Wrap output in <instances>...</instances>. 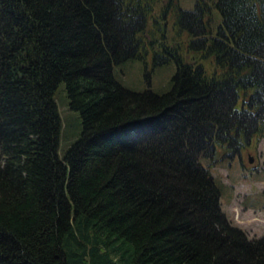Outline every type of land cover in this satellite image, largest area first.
<instances>
[{"label":"trees","instance_id":"16d2710c","mask_svg":"<svg viewBox=\"0 0 264 264\" xmlns=\"http://www.w3.org/2000/svg\"><path fill=\"white\" fill-rule=\"evenodd\" d=\"M174 2L0 0V264H264L211 174L264 137V0H218L216 32L200 0L161 47ZM131 60L174 62L172 90L120 85ZM62 83L82 120L63 158Z\"/></svg>","mask_w":264,"mask_h":264},{"label":"rangeland","instance_id":"374dc122","mask_svg":"<svg viewBox=\"0 0 264 264\" xmlns=\"http://www.w3.org/2000/svg\"><path fill=\"white\" fill-rule=\"evenodd\" d=\"M199 0H180V4L185 10H194ZM212 5V27L216 32L222 24V16L216 8L218 0H204ZM176 34L171 30L168 37L171 38ZM178 72L177 65L172 62L167 65L157 67L149 79L146 73L145 65L138 60H131L122 65L114 67V76L117 82L126 89L135 93H144L153 91L156 94L163 95L169 93L174 84V78ZM55 100L58 105L59 114L62 121L59 155L63 158L72 145L80 139L82 135V120L78 112L73 111L69 105L65 84H61L56 93ZM138 137L140 135H137ZM137 137V138H138ZM248 149V150H247ZM243 151L242 155L252 157L259 160L258 167H261V161L264 162V139L261 141L254 140ZM248 160V158H247ZM256 162V160H254ZM204 165L208 164V160L202 161ZM215 183L221 192V207L222 210L229 215L231 211L235 216L239 212L240 220L245 222L240 225L249 234V237L261 238L264 236V190L260 187V182L264 180V167L259 172L254 171L247 173L242 168L239 159L232 161H223L216 169L213 170ZM250 187L249 192L244 193L243 199L241 194H234L239 191L241 186ZM235 190V191H234ZM241 203L247 209L241 207ZM250 214V215H249ZM258 216L261 222H256L252 219ZM234 225H237L235 220H231ZM238 226V225H237Z\"/></svg>","mask_w":264,"mask_h":264}]
</instances>
